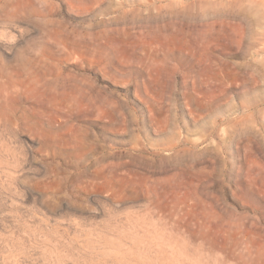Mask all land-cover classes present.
I'll use <instances>...</instances> for the list:
<instances>
[{"label": "rangeland", "instance_id": "obj_1", "mask_svg": "<svg viewBox=\"0 0 264 264\" xmlns=\"http://www.w3.org/2000/svg\"><path fill=\"white\" fill-rule=\"evenodd\" d=\"M0 264H264V0H0Z\"/></svg>", "mask_w": 264, "mask_h": 264}]
</instances>
